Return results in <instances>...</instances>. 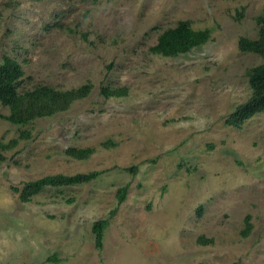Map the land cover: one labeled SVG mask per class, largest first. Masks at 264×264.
Wrapping results in <instances>:
<instances>
[{
	"label": "rangeland",
	"instance_id": "374dc122",
	"mask_svg": "<svg viewBox=\"0 0 264 264\" xmlns=\"http://www.w3.org/2000/svg\"><path fill=\"white\" fill-rule=\"evenodd\" d=\"M263 9L264 0H0V59L19 63V90L89 86L21 124L0 103V264H264V109L225 122L250 94L246 68L262 61L237 39L257 35ZM184 19L208 38L175 55L150 50ZM92 169L91 180L28 200L12 189Z\"/></svg>",
	"mask_w": 264,
	"mask_h": 264
},
{
	"label": "trees",
	"instance_id": "16d2710c",
	"mask_svg": "<svg viewBox=\"0 0 264 264\" xmlns=\"http://www.w3.org/2000/svg\"><path fill=\"white\" fill-rule=\"evenodd\" d=\"M257 35L255 37L239 36L237 47L242 51H252L260 55L262 61L246 68L247 81L250 87L249 96L237 103L225 118V122L238 126L245 118L264 109V9L256 15ZM208 38V30L190 26L188 20H178L174 25L165 27L156 37V41L150 45V50L162 55H175L198 46ZM22 70L19 63L6 53L1 54L0 59V103L8 108L4 116L11 123H25L37 116L52 114L55 111L66 108L70 102L84 95L88 90V84H82L69 89H55L48 85H36L32 88L19 90L17 81ZM101 91L107 94H122L123 87H101ZM26 134L20 133V136ZM16 141L10 139L9 145ZM4 144L0 143V147ZM66 152L73 157H84L91 152L90 147H69ZM3 155L0 152V159ZM134 170V166L125 167ZM99 170L79 171L74 173L54 172L41 175L37 178L23 182L20 188L12 187L18 191L20 200H28L29 197L47 185L57 186L61 184L79 183L91 180L99 174ZM127 185L119 186L115 195L120 202L125 196ZM105 218L93 220L90 230L93 234V242L99 247L102 238V229L106 224ZM250 222L245 216V234ZM197 241L207 242L210 238L197 236Z\"/></svg>",
	"mask_w": 264,
	"mask_h": 264
}]
</instances>
